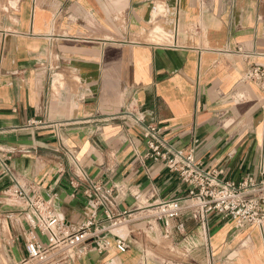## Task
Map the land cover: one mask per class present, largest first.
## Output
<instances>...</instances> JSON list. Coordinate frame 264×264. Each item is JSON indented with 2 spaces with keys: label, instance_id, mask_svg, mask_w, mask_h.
Listing matches in <instances>:
<instances>
[{
  "label": "crops",
  "instance_id": "0c3cea01",
  "mask_svg": "<svg viewBox=\"0 0 264 264\" xmlns=\"http://www.w3.org/2000/svg\"><path fill=\"white\" fill-rule=\"evenodd\" d=\"M263 54L264 0H0V264L48 242L13 178L76 230L93 214L86 177L113 190L123 221L111 226L99 208L74 264H264V226L210 214L203 228L189 211L169 227L157 219L189 187L149 157L126 115L160 130L163 153L192 151L223 181L259 186L264 100L245 76ZM102 237L129 248L101 252Z\"/></svg>",
  "mask_w": 264,
  "mask_h": 264
},
{
  "label": "built area",
  "instance_id": "2783aa9c",
  "mask_svg": "<svg viewBox=\"0 0 264 264\" xmlns=\"http://www.w3.org/2000/svg\"><path fill=\"white\" fill-rule=\"evenodd\" d=\"M256 55V54H254ZM251 57L252 54H245ZM264 58V54L262 55ZM246 81L257 84L264 100V66H252L245 76ZM264 110V101L263 106ZM129 115L133 121L141 126L146 138L150 153L149 157L155 161L164 160L177 172L181 180L189 187L186 197L163 202L157 207L156 216L164 221L169 227L173 221L189 211L191 218L206 228L207 218L210 214L230 219L238 228L264 226V183L257 185L252 179H244L241 183L223 181L222 171H206L201 164L195 160L193 152L185 154L182 150H172L170 155L162 152L163 144L160 140V130L153 126H147L143 113H132ZM74 166H78L77 160L73 157ZM14 179L13 195L24 202L33 212L37 228L47 237V244L43 245L35 238L26 245L27 257L18 264H50L54 258L61 264H74L82 258L85 253V244L90 238V227L94 224L99 208H103V215L111 226H117L123 220H118L112 209L111 188H105L102 184L94 183L86 177L89 188L86 195L90 199L93 214L90 221L83 224L76 230H68L65 222L61 221L52 206L51 201H46L36 193H28ZM72 186H77L78 181L73 180ZM183 225L179 226V229ZM104 231V227L101 229ZM115 247L119 252L128 250V242L122 239L111 240L106 237L97 238L95 248L103 252Z\"/></svg>",
  "mask_w": 264,
  "mask_h": 264
}]
</instances>
